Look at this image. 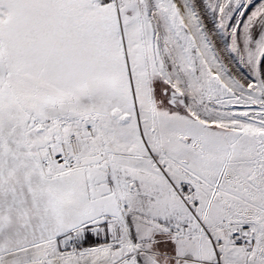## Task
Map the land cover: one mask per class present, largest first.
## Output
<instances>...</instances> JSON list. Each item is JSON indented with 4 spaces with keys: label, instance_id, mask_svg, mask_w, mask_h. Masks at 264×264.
Segmentation results:
<instances>
[{
    "label": "snow or ice",
    "instance_id": "6c2138e0",
    "mask_svg": "<svg viewBox=\"0 0 264 264\" xmlns=\"http://www.w3.org/2000/svg\"><path fill=\"white\" fill-rule=\"evenodd\" d=\"M0 264H264V0H0Z\"/></svg>",
    "mask_w": 264,
    "mask_h": 264
}]
</instances>
